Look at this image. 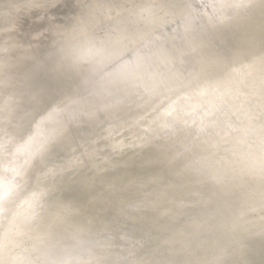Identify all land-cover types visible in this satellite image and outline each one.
Returning a JSON list of instances; mask_svg holds the SVG:
<instances>
[{
    "label": "clouds",
    "instance_id": "9594fccd",
    "mask_svg": "<svg viewBox=\"0 0 264 264\" xmlns=\"http://www.w3.org/2000/svg\"><path fill=\"white\" fill-rule=\"evenodd\" d=\"M0 264H264V0H0Z\"/></svg>",
    "mask_w": 264,
    "mask_h": 264
}]
</instances>
